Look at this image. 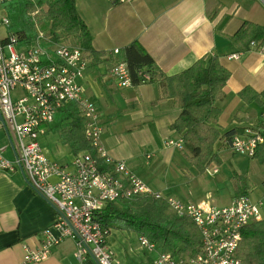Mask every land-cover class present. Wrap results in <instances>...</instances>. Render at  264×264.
I'll use <instances>...</instances> for the list:
<instances>
[{
    "label": "crops",
    "instance_id": "obj_1",
    "mask_svg": "<svg viewBox=\"0 0 264 264\" xmlns=\"http://www.w3.org/2000/svg\"><path fill=\"white\" fill-rule=\"evenodd\" d=\"M75 6L90 30L94 49L121 50L137 42L165 75L183 71L203 55H216L230 71L224 96L216 103L221 114L215 127L221 133L233 127L257 126L264 121V100L260 104H243L238 96L245 86L256 92L264 91V52L249 48L239 51L230 40L244 21L264 25V0H129L116 4L107 0H75ZM234 53L239 56L228 57ZM115 60L117 55H106L96 67L88 63L76 79L83 94L97 106L102 124L99 143L104 154L112 160L123 161L153 192L184 202L204 200V195L197 193L196 185L202 186L201 180L206 174L213 177L220 173L213 181L219 183L220 193L209 200L219 207L230 204L235 197L231 176L237 170L233 163L228 168L224 162H229L227 157L235 156L234 153L218 142L221 167L214 166L215 174L211 170L198 173L191 165L188 169L180 151L163 144L166 138L178 136L170 125L179 110L171 99L156 102L160 87L154 81L120 87L109 73ZM239 109L246 116H254L257 123L234 120ZM53 122L40 137V143L50 132L55 133ZM57 139L60 142L58 136ZM1 146L6 147L4 155L13 159L8 142ZM41 146L47 158L61 165H69L73 158L71 151L62 157L47 144ZM238 172H246L252 181L248 170ZM257 190L254 188L251 194ZM263 192L262 188L251 199H259ZM56 216L52 206L34 192L20 170H0V264H22L25 249L39 246L42 231L53 225ZM59 233L53 230L54 235ZM131 235L111 230L107 238L114 258L125 264L132 259L126 245ZM74 248L73 240L65 238L51 249L45 260L29 264H97L91 258L78 262L73 255Z\"/></svg>",
    "mask_w": 264,
    "mask_h": 264
},
{
    "label": "built area",
    "instance_id": "obj_2",
    "mask_svg": "<svg viewBox=\"0 0 264 264\" xmlns=\"http://www.w3.org/2000/svg\"><path fill=\"white\" fill-rule=\"evenodd\" d=\"M107 1L116 4L129 0ZM0 22L3 26L10 24L7 15L2 16ZM249 49L264 52V44L251 41ZM119 51L114 48L106 53L118 55ZM238 56L234 53L228 57ZM87 65L79 47L52 42L40 31L35 41L24 48H18L16 33L0 36V113L4 122L3 126L0 122V127L6 130L14 157L7 158L6 147L0 146V170L22 171L25 181L57 215L53 225L42 231L39 246L25 249L22 264L45 260L51 249L65 238L73 240V255L78 262L91 258L97 264H125L114 258L107 245L110 230L100 224L97 215L108 201L129 199L141 193L164 198L178 215L191 218L201 235L199 253L188 259L157 252L154 243L139 236L140 247L155 253L153 264H242L236 256L241 229L262 219L264 192L257 200L248 195L234 197L230 204L222 207L206 200L184 202L153 192L123 161L108 158L101 149L102 125L97 106L83 94L82 86L76 81ZM109 73L120 87L134 86L125 62L113 61ZM137 77L138 84L151 81L149 72L143 68L137 70ZM71 101L78 104L87 118L86 137L97 147L104 162L112 164L111 171L100 169L98 161L88 152L73 154L69 165H61L44 154L40 137L63 103ZM255 127L249 125L234 134L228 148L233 153L252 156L257 144L263 141L260 130ZM163 144L178 150L184 145L179 136L166 138ZM216 172L217 168L213 167L211 174ZM262 188L264 191V183ZM53 230L60 233L54 235Z\"/></svg>",
    "mask_w": 264,
    "mask_h": 264
},
{
    "label": "trees",
    "instance_id": "obj_3",
    "mask_svg": "<svg viewBox=\"0 0 264 264\" xmlns=\"http://www.w3.org/2000/svg\"><path fill=\"white\" fill-rule=\"evenodd\" d=\"M12 10L7 17L12 21L13 33L18 37V48L31 45L38 34L52 42H66L82 50L83 58L93 66L102 63L107 53L92 46V35L81 19L75 0H9ZM16 5L17 12L14 10ZM10 25V24H9ZM232 44L239 51L248 50L251 41L264 44V25L244 21L230 36ZM117 59L129 68L131 82L138 85L137 70L149 72L151 81L159 84L160 96L156 102L171 99L179 110L170 128L183 140L180 151L183 158L203 173L211 163L221 164L217 153V143L228 146L230 138L241 133L243 127H233L221 133L215 124L221 110L216 104L224 96V86L230 71L224 67L216 55H203L183 71L165 75L156 66L150 55L137 43L132 42L122 48ZM243 104L262 103L264 91L256 92L245 86L238 92ZM237 121L257 123L254 116H246L239 109L233 116ZM53 129L62 144L68 145L72 154L88 152L95 158L102 170H112L106 164L96 146L86 137L87 118L76 102H66L54 116ZM256 126V125H255ZM263 141L258 143L254 154L249 158L264 164V121L257 124ZM117 175V174H116ZM118 176V175H117ZM234 196L249 195L254 185L246 172L233 171L231 176ZM100 224L111 230L132 234L137 239L146 237L154 243L157 252L170 253L175 257L188 259L200 251L201 235L194 221L178 215L170 204L153 193H141L129 199L117 198L108 201L97 215ZM146 256L132 258L133 264H153L155 253L145 251ZM236 256L242 264H264V220L245 225ZM129 264V263H128Z\"/></svg>",
    "mask_w": 264,
    "mask_h": 264
},
{
    "label": "rangeland",
    "instance_id": "obj_4",
    "mask_svg": "<svg viewBox=\"0 0 264 264\" xmlns=\"http://www.w3.org/2000/svg\"><path fill=\"white\" fill-rule=\"evenodd\" d=\"M11 10H12L11 3H9L8 1H5V2H1L0 1V20H1L2 16L7 15L8 12L11 11ZM14 10H15V12H17L19 10V9H17L16 5L14 6ZM13 31H14V28L12 27V21H10V25L9 26H3L1 24V22H0V36L1 37L5 36V34L7 32L9 33V32H13ZM60 42H62V41H60ZM89 65H91V64H89ZM57 141H58L57 135L54 132H50L49 135L46 136V138L43 140V143H41V144H47L48 148L50 150H52L53 152L54 151L55 152H60L62 157H65L64 155L68 154L70 152V149H69V147L67 145H64V144H62L60 142H57ZM7 142H8V140H7V136L5 134V131H4L3 128L0 127V146L1 145H5ZM234 155L235 156H233V157H227L228 160H230V161L229 162H224V163L227 165L226 167H228V168L231 167L230 163L231 164L233 163V165L235 166L237 172L239 170H248V172L250 174H252V182H253V185H254L253 189L257 188L258 190L254 194H251V192H252L251 191L249 197L254 199L255 196H256L255 194L259 193L260 189L262 191V188H260V186H262V180H264V177H263L264 164H261L258 160L253 159V158L243 157V156H240V155L238 156V154H236V153H234ZM186 163H187V168L189 169V167H190L189 165L190 164L188 162H186ZM216 165L218 166V168H219V166L221 167V164L219 165L217 163H211L207 167V169L205 171L211 170ZM261 172H262V174H261ZM219 174H216L215 176L218 178ZM215 176L212 177V176H209L208 174H206L204 176L203 180H201L203 188H202L201 185H199V186L196 185L197 193L199 192L198 193L199 195H204L203 199L208 201V202H210V203H212V202L209 199H212V198L215 199V196L218 193H220V191H219V187H220L219 183L213 182ZM166 178L167 179H171V176H166ZM205 178L207 179L206 180V184H204ZM204 190H206V191H204ZM224 191L225 190L222 189V193ZM203 193H205V194H203ZM262 194L263 193L259 194L260 197H263ZM263 201H264V198H263ZM260 213H261L262 219L264 220V202H263V206L260 209ZM126 245H127V249L129 250V253H130V255L132 256L133 259L135 257H137V259H138L140 257L146 256L145 250L140 247V244L138 243V239H136L134 237V235H131V237L129 239H127ZM129 264H133L132 261H129Z\"/></svg>",
    "mask_w": 264,
    "mask_h": 264
},
{
    "label": "water",
    "instance_id": "obj_5",
    "mask_svg": "<svg viewBox=\"0 0 264 264\" xmlns=\"http://www.w3.org/2000/svg\"><path fill=\"white\" fill-rule=\"evenodd\" d=\"M0 122H1V124H2V126L4 125L3 123V118H2V115H1V113H0ZM4 129V131L6 132V130H5V128H3ZM21 173H22V175H23V177H24V179H25V175H24V173L21 171Z\"/></svg>",
    "mask_w": 264,
    "mask_h": 264
}]
</instances>
